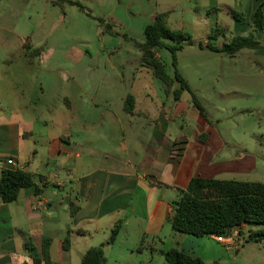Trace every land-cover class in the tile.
Wrapping results in <instances>:
<instances>
[{
  "label": "crops",
  "instance_id": "1",
  "mask_svg": "<svg viewBox=\"0 0 264 264\" xmlns=\"http://www.w3.org/2000/svg\"><path fill=\"white\" fill-rule=\"evenodd\" d=\"M194 1L197 11L208 12L216 0ZM20 49L32 65L57 71L53 78L64 76L66 86L50 92L42 81L27 92L23 79L0 72V177L13 159L40 186L11 202L0 198V264H35L27 244L40 253L45 238L52 264H81L85 252L101 244L106 264H168L163 252L170 248L205 260L203 236L173 229L175 204L194 176L264 182L263 152L241 137L216 134L192 101L182 94L168 103L144 76L130 88L126 77L119 79L123 92L105 84L98 98L95 89L83 88L68 56L47 66L38 47L27 42ZM129 94L131 112L125 109ZM117 223L115 241L106 243ZM239 226L240 245L226 248L245 256L244 264H264V241L247 242L256 226Z\"/></svg>",
  "mask_w": 264,
  "mask_h": 264
},
{
  "label": "rangeland",
  "instance_id": "2",
  "mask_svg": "<svg viewBox=\"0 0 264 264\" xmlns=\"http://www.w3.org/2000/svg\"><path fill=\"white\" fill-rule=\"evenodd\" d=\"M53 1L0 0V72L23 79L27 92L34 93L42 81L50 92L66 86L64 76L53 78L57 71L32 65L25 55H18L28 42L45 53L42 62L47 66L62 62L60 55L68 56L72 70L81 74L83 88L95 89L98 98L106 93L105 84L123 92L125 85L119 79L126 77L130 88L134 80L138 85L144 76L146 83H153L163 99L172 103L178 84L169 90L171 93L167 91L153 70L142 65V51L135 43L145 40L144 29L156 12L168 11V25L191 38L177 50L176 66L169 48L158 49L166 72L173 76L176 67L188 81L216 134L246 139L250 149L264 154V30L254 31L253 0H216L208 12L197 11L194 0H75L84 7ZM256 4L264 7V0H256ZM236 12L244 13V17L234 16ZM217 25L223 28L216 40L219 45L237 34L250 33L258 43L243 47L233 56L212 51L205 44ZM28 56L36 60L32 51ZM7 57L11 60L3 61ZM60 65L56 68L61 69ZM83 95L87 98L84 89ZM182 100L189 103L191 93L184 91ZM203 238L206 252L202 259L206 264L246 262L245 256L228 250L210 235Z\"/></svg>",
  "mask_w": 264,
  "mask_h": 264
},
{
  "label": "trees",
  "instance_id": "3",
  "mask_svg": "<svg viewBox=\"0 0 264 264\" xmlns=\"http://www.w3.org/2000/svg\"><path fill=\"white\" fill-rule=\"evenodd\" d=\"M53 2L55 4L68 2L84 7L81 2L75 0H54ZM238 14L244 17L242 12H236L234 16ZM168 15V11L156 12L154 20L147 24L144 29L145 40L143 42L135 41L142 51V65L153 70L155 76L165 83L167 91L178 84L173 89L176 99H179L184 91L190 92L193 106L207 118L205 107L193 92L188 81L176 67L173 76L168 74L164 63L157 55L159 48H169L173 53L174 65L176 66L177 50L183 47V42L189 41L191 38L185 31L169 26ZM253 17L254 31H263V4L256 7ZM222 31L223 28L218 25L212 28L205 47L233 56L243 47L258 43L254 40L253 34L250 33L248 35L237 34L230 41L219 45L216 40ZM211 40L215 42L212 43ZM168 41L176 43L169 45ZM200 46L203 47L202 44ZM133 108L134 97L129 94L125 99V109L131 112ZM202 138L204 139V137ZM29 188L35 192H40V186L37 184L33 173L22 168L8 167L3 169L0 177V198L4 202L18 199L21 191ZM243 223L256 226L249 232L247 242L264 241V182L194 176L189 181L181 199L175 204V213L172 217V225L175 231L198 237L226 233ZM120 226V223L116 224L106 243L111 244L115 241ZM69 241L67 236L64 239L65 248L69 247ZM104 245L89 248L83 255L81 264H106ZM50 247V238L43 240L40 253H37L35 246L27 244L35 264L41 262L52 264ZM163 254L168 264H206L200 256L178 248H170Z\"/></svg>",
  "mask_w": 264,
  "mask_h": 264
},
{
  "label": "built area",
  "instance_id": "4",
  "mask_svg": "<svg viewBox=\"0 0 264 264\" xmlns=\"http://www.w3.org/2000/svg\"><path fill=\"white\" fill-rule=\"evenodd\" d=\"M8 164L12 165L14 168H21L13 159H8ZM23 169V168H22ZM241 228L240 226H235L226 233L215 234V238L219 242L225 243L229 248H236L240 245Z\"/></svg>",
  "mask_w": 264,
  "mask_h": 264
}]
</instances>
